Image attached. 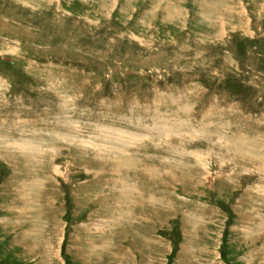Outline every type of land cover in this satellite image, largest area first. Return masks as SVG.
Here are the masks:
<instances>
[{
    "label": "rangeland",
    "instance_id": "374dc122",
    "mask_svg": "<svg viewBox=\"0 0 264 264\" xmlns=\"http://www.w3.org/2000/svg\"><path fill=\"white\" fill-rule=\"evenodd\" d=\"M263 154L264 0H0V264H264Z\"/></svg>",
    "mask_w": 264,
    "mask_h": 264
},
{
    "label": "bare ground",
    "instance_id": "6f19581e",
    "mask_svg": "<svg viewBox=\"0 0 264 264\" xmlns=\"http://www.w3.org/2000/svg\"><path fill=\"white\" fill-rule=\"evenodd\" d=\"M163 1V0H162ZM180 125V124H179ZM172 126H173V124H172ZM173 128H171V130H172ZM200 131H201V129H200ZM172 132V131H171ZM204 132V131H203ZM204 134V133H203ZM245 138V137H244ZM144 139V138H143ZM112 142V141H111ZM116 142H118V141H113L112 143L113 144H117ZM130 142V141H129ZM234 143H235V141H233ZM27 143V144H26ZM25 143V145H23L22 146V144H15L16 146H14V144H12V146H14V148L16 149H19V151H26L27 153H29L28 151H30V152H34L33 150L35 149V147H33L32 145H31V143L30 142H26ZM111 143V144H112ZM237 143V142H236ZM109 144V143H108ZM130 144V143H129ZM126 145V143H123V146H125ZM244 145V144H243ZM249 145L252 147V148H250V146H248V144H246L244 147H242V148H244V150L242 149L241 151H239L235 146L233 147L232 146V148H234L235 150H236V154H238V153H240L241 154V152H244L245 154H247L246 155V157L247 156H250V157H252V158H259V159H257V160H261L262 161V163H263V158H260V157H258V155H257V152L256 151H254L255 150V148L256 147H254V145H252V143H249ZM112 146V145H111ZM128 146V145H127ZM257 146V145H256ZM115 147V146H114ZM128 147H130V146H128ZM246 147H248V148H246ZM23 148V149H22ZM110 148H112V147H110ZM16 149V150H17ZM263 152V151H262ZM37 153V152H36ZM233 154V153H232ZM264 155V154H263ZM243 157V156H242ZM245 158V157H244ZM247 158H249V157H247ZM251 159V158H250ZM255 161L257 164H258V161ZM250 161H252V160H250ZM253 162V161H252ZM260 162V161H259ZM121 164V163H120ZM124 166H127L126 164H124ZM258 168V167H257ZM117 170V169H116ZM122 172V171H121ZM147 173H148V171L146 172V175H147ZM136 193V192H135ZM146 194V193H145ZM123 196L124 197H132L133 196V193L131 192V190H129V188L128 189H126L125 191H124V194H123ZM126 201H128V200H126ZM142 204V203H141ZM125 205V204H124Z\"/></svg>",
    "mask_w": 264,
    "mask_h": 264
}]
</instances>
